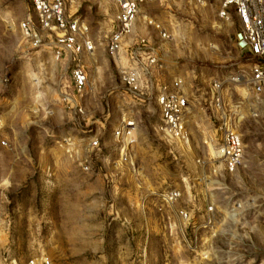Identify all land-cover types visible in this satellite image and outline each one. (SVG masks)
Returning a JSON list of instances; mask_svg holds the SVG:
<instances>
[{
    "label": "rangeland",
    "instance_id": "1",
    "mask_svg": "<svg viewBox=\"0 0 264 264\" xmlns=\"http://www.w3.org/2000/svg\"><path fill=\"white\" fill-rule=\"evenodd\" d=\"M218 6V0H153L136 20L134 35H152L162 73L183 78L192 107L185 143L156 130L153 100L140 105L123 93L118 67L127 64L125 55L112 61L105 49L115 14L111 0H83L68 9L88 24L95 44L84 57L89 77L81 112L62 100L71 95L70 63L55 57L53 38L44 36L32 48L19 31L21 19H33L29 1L0 0V264H29L40 256L52 264H264V96L241 89L248 50L235 14L226 21ZM147 14L171 41L146 26ZM214 80L224 81L228 102H243L244 144L238 167L216 179L196 163L209 159L204 140ZM128 116L138 123L133 167L114 170L119 150L111 130ZM94 138L100 150L86 148ZM66 151H94L104 169L86 173ZM174 188L182 193L175 207L191 211L195 228L179 224L166 207L158 217L157 192ZM150 192L144 217L137 198ZM208 206L214 224L203 228Z\"/></svg>",
    "mask_w": 264,
    "mask_h": 264
},
{
    "label": "built area",
    "instance_id": "2",
    "mask_svg": "<svg viewBox=\"0 0 264 264\" xmlns=\"http://www.w3.org/2000/svg\"><path fill=\"white\" fill-rule=\"evenodd\" d=\"M28 1L33 19L31 15L21 19L18 23L19 31L32 48L39 47L44 36L53 38L55 57L64 56L70 63L71 95L65 94L62 100L81 112L89 77L84 57L94 52L95 44L88 24L70 15L68 9L83 0ZM111 1L115 7V14L111 31L106 36L105 49L112 61L125 55L127 64L118 67L123 93L140 105L153 100L159 115L156 130L165 139L188 143L191 138L189 114L192 107L183 78L180 75L167 78L162 73L164 63L157 55V48L150 44L152 35H134L139 12L153 0ZM189 1L204 4L206 0ZM218 2L220 18L228 21L232 13L237 17L240 41L248 50L250 62L243 76L241 89L247 94L251 93L256 99H262L264 96V0H218ZM145 24L155 31L158 38L165 41L173 39L172 34L151 14L145 16ZM239 79L240 75H235L231 81L237 83ZM223 83V80H214L209 95L210 116L204 140L209 149V159L207 162L200 159L196 161L198 169L204 171L208 167L214 179L223 173H232L240 164L244 153L243 139L238 127L239 122L243 120L241 115L243 102L242 100L228 102L224 98ZM137 130L138 123L133 116L122 117L111 130V136L119 150L117 158L111 163L112 169L133 167L131 147L135 142L134 135ZM1 144L7 143L2 140ZM86 148L100 150L101 144L97 138H94L88 142ZM93 152L66 151L82 171L98 175L104 168L102 169V166L92 159ZM119 172L117 171L115 175L117 176ZM151 195V192L145 193L137 198L136 207L138 206L144 217L149 208L147 200ZM156 195L160 201L154 208L158 217L163 219V212L167 208L168 211L169 209L172 211V217L176 218L179 224L187 226L192 223L195 228L191 211L184 207H175L182 197L180 189L158 191ZM211 212L212 207L208 206L203 228L213 227L214 217ZM177 226L179 231V225ZM29 264H52V262L48 257L40 256L29 261ZM139 264H146V261L143 259Z\"/></svg>",
    "mask_w": 264,
    "mask_h": 264
}]
</instances>
